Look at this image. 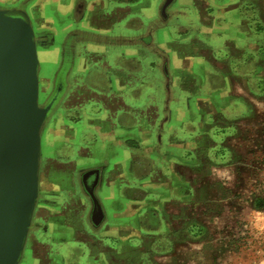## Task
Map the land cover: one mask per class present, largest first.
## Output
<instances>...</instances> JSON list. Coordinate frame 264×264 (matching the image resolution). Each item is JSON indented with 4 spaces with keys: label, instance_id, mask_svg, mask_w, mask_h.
I'll use <instances>...</instances> for the list:
<instances>
[{
    "label": "crops",
    "instance_id": "crops-1",
    "mask_svg": "<svg viewBox=\"0 0 264 264\" xmlns=\"http://www.w3.org/2000/svg\"><path fill=\"white\" fill-rule=\"evenodd\" d=\"M252 2L10 1L48 43L49 89L54 65L69 63L42 135L41 208L20 264H226L219 189L237 188L225 175L237 116L227 125L207 88L213 72L217 99L237 108V39H251L242 20L250 29Z\"/></svg>",
    "mask_w": 264,
    "mask_h": 264
},
{
    "label": "water",
    "instance_id": "water-1",
    "mask_svg": "<svg viewBox=\"0 0 264 264\" xmlns=\"http://www.w3.org/2000/svg\"><path fill=\"white\" fill-rule=\"evenodd\" d=\"M40 73L29 16L0 9V264L23 259L39 202L42 135L64 94L57 80L41 105Z\"/></svg>",
    "mask_w": 264,
    "mask_h": 264
},
{
    "label": "rangeland",
    "instance_id": "rangeland-1",
    "mask_svg": "<svg viewBox=\"0 0 264 264\" xmlns=\"http://www.w3.org/2000/svg\"><path fill=\"white\" fill-rule=\"evenodd\" d=\"M10 1L4 0L5 3ZM251 1H253V4L257 3V0ZM20 3L21 5L24 4L25 0H20ZM242 3L246 4V1ZM260 5L262 12L258 18L257 13H246L251 15V18L255 17L251 20L252 26H250V29H247V25H250V23L247 24L244 19L242 20V24L246 25L247 34L251 39H237V108H234V106L230 108L231 104H228L226 98L224 102L217 99L220 96L219 86L211 83L213 72L212 75L210 74L211 77L209 76V86L207 88V91L213 95L210 97L218 102L219 107L222 106L223 121L227 125L237 116V155H230L227 152L225 157L226 163L235 164L233 171L225 173L226 180L236 181L234 186L237 185V188L235 189V195L233 189H219L220 195L224 194L226 202L229 204L224 211V214L230 218L226 222L227 228H231L230 235L223 237L225 239L224 249H227L225 251L226 264H261V261H264V0H261ZM243 14L245 15V12ZM38 40L40 46L39 59L43 62L47 59V52H44L43 48H47L48 43L42 41L43 39ZM216 40L220 39H214V41ZM74 41L75 39L65 40L69 52H71L70 48L73 46ZM52 54H54V51ZM68 66V60L63 62L61 66H57V64L54 67L52 66L55 68L52 72L53 74L57 73V79L62 80V82L65 81L64 92L66 90ZM45 71L44 68L43 74L40 75L42 79L40 81L41 105H44L54 93V89H49L50 85H47L44 81ZM62 97L63 95L61 100ZM49 121L50 118L47 120L46 125ZM194 126L197 128V133L202 132V128H198L199 124ZM215 130L217 128L213 127L210 131L211 136L215 134ZM222 133H233L232 127H227ZM207 150L203 149L201 153L205 152L207 154ZM210 151L211 155L215 152L214 150ZM218 151L223 153L224 150L220 147ZM230 183L231 185L234 184V182ZM221 190H223V193ZM214 193H216L215 188L209 190V195L213 196ZM39 195L40 201L37 204L34 218L38 217L40 213L41 187ZM233 195L236 197L233 198ZM229 199L230 202H228ZM209 207H212V205ZM211 211L216 212L212 208ZM195 254L201 257L200 248L195 250ZM201 261L199 260V262ZM216 262L215 256L208 257L209 264Z\"/></svg>",
    "mask_w": 264,
    "mask_h": 264
},
{
    "label": "flooded vegetation",
    "instance_id": "flooded-vegetation-1",
    "mask_svg": "<svg viewBox=\"0 0 264 264\" xmlns=\"http://www.w3.org/2000/svg\"><path fill=\"white\" fill-rule=\"evenodd\" d=\"M6 2V1H5ZM4 0H0V9H4V10H19V11H23L19 6H15L14 4L10 3V2H7L5 3ZM261 3V0H257V3H254L253 5H251V12L252 13H257V18L259 17V15L261 14L262 12V7L260 5ZM36 39H37V36H36ZM39 40L37 39V42ZM50 98V97H49ZM48 98V99H49ZM48 101V100H47ZM46 101V102H47ZM41 103V101H40ZM89 194V193H88ZM89 197L90 199L94 202V198H92V195L89 194ZM39 201H40V195H39ZM39 203V202H38ZM34 226V225H33ZM33 226H32V229H33ZM31 229V230H32ZM27 246V245H26Z\"/></svg>",
    "mask_w": 264,
    "mask_h": 264
},
{
    "label": "clouds",
    "instance_id": "clouds-1",
    "mask_svg": "<svg viewBox=\"0 0 264 264\" xmlns=\"http://www.w3.org/2000/svg\"><path fill=\"white\" fill-rule=\"evenodd\" d=\"M261 264H264V261H261Z\"/></svg>",
    "mask_w": 264,
    "mask_h": 264
}]
</instances>
